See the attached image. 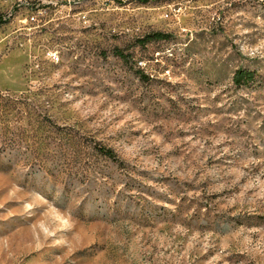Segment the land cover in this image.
I'll list each match as a JSON object with an SVG mask.
<instances>
[{
    "label": "rangeland",
    "instance_id": "rangeland-1",
    "mask_svg": "<svg viewBox=\"0 0 264 264\" xmlns=\"http://www.w3.org/2000/svg\"><path fill=\"white\" fill-rule=\"evenodd\" d=\"M0 16V264H264V0Z\"/></svg>",
    "mask_w": 264,
    "mask_h": 264
},
{
    "label": "trees",
    "instance_id": "trees-1",
    "mask_svg": "<svg viewBox=\"0 0 264 264\" xmlns=\"http://www.w3.org/2000/svg\"><path fill=\"white\" fill-rule=\"evenodd\" d=\"M5 23V20H2L1 19V16H0V24H3ZM169 38V35L168 34H163V33H159V32H153L151 34H147L145 35L141 40H140V43L141 44H144V43H149V42H154V41H164V40H167ZM115 55L123 60L124 59V56H122V54L120 52H114ZM253 73L247 71V70H243V69H236L234 72H233V75H232V78H231V81H232V84H234L235 86H240V85H247L249 82H252L253 80ZM3 107V106H1ZM7 110L4 109V111ZM9 150L11 149H14V148H8ZM20 149V148H19ZM92 150L94 152V154L102 159H104L105 161H108V162H111V163H115L116 160H115V157L113 155V153L106 149V148H102V147H99V146H96V145H92ZM15 151H19L18 149H15ZM33 151L35 152V159L37 160H44L43 159V156L45 155L44 153L45 152H49V150H47V148L45 146H35L33 148ZM8 156V155H7Z\"/></svg>",
    "mask_w": 264,
    "mask_h": 264
},
{
    "label": "bare ground",
    "instance_id": "bare-ground-1",
    "mask_svg": "<svg viewBox=\"0 0 264 264\" xmlns=\"http://www.w3.org/2000/svg\"><path fill=\"white\" fill-rule=\"evenodd\" d=\"M51 59H52V61L54 63H56L59 58H57V56L55 54H53L52 57H51Z\"/></svg>",
    "mask_w": 264,
    "mask_h": 264
},
{
    "label": "built area",
    "instance_id": "built-area-1",
    "mask_svg": "<svg viewBox=\"0 0 264 264\" xmlns=\"http://www.w3.org/2000/svg\"><path fill=\"white\" fill-rule=\"evenodd\" d=\"M1 19L5 20V18L3 16H1ZM30 19H32V18H30ZM49 55H50L49 57L51 58L53 54H49Z\"/></svg>",
    "mask_w": 264,
    "mask_h": 264
}]
</instances>
